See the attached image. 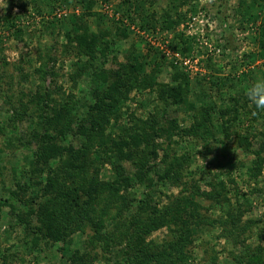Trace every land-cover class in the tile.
Segmentation results:
<instances>
[{"label": "rangeland", "instance_id": "rangeland-1", "mask_svg": "<svg viewBox=\"0 0 264 264\" xmlns=\"http://www.w3.org/2000/svg\"><path fill=\"white\" fill-rule=\"evenodd\" d=\"M94 1L91 10L99 14V21L96 17L86 15L82 0H0V123L9 117L15 121L19 115H23L20 102L35 94L41 96L39 90L43 91V87H50L52 90V96L56 100L53 108L70 100L69 106L74 108V112H78L79 116L84 115L88 104L94 102L92 92L98 83L93 75V66L118 67V62L126 61V53L132 46L147 55L146 61H154L157 56V60L162 62L161 72L157 75L159 82L170 81L169 63L182 68L192 81L190 97L196 101L198 108L205 103L207 106H216L219 110L229 105L233 96L239 97L242 93L246 95L257 80L264 79V51L258 42L260 26L264 21V0H187L179 8L180 20L177 25L161 28L157 23L154 30L141 28L138 18L131 21L122 16L128 9L126 4L120 7L121 0ZM170 1L147 2L146 9L156 11L160 18ZM175 15L174 13L173 16ZM79 18H84L92 30L105 28L112 35L118 32L117 24L128 28V35L118 41L106 63L100 64L98 60L90 59L85 54L76 57L67 50L65 33L73 28V22ZM180 36L186 37L188 42L180 44ZM178 44L180 45L177 47ZM44 60L48 62V68L53 69V74L41 75L38 72ZM6 99H10L11 103H6ZM156 99L154 92L131 91L120 105V117L111 120L108 130H113L116 134L123 126L129 125L133 113L135 118H146L156 112L157 106L162 112V105ZM252 106L248 101L247 109ZM258 111L257 119H253L252 113H242L239 121L230 127V148L221 149V144L212 140V146L217 147L207 151L203 141L189 136H176L179 143L170 144V149L168 147L171 154H183L184 150L191 154L190 162L186 163L188 167L183 171L184 182L198 181L200 191H210L212 187L209 183L212 181L224 180L229 184L231 190L228 195L231 196V202L234 204L240 201L242 208L247 210L242 221H255L252 231L247 232L249 237L246 244L251 247L264 245V167L256 180L251 179L248 168L256 155L235 149L232 140L236 132L258 136L264 131V110ZM166 112L170 118L177 117L180 127L189 126L194 119L191 111L169 107ZM28 114L34 119L38 118L37 110ZM29 119L25 114L16 121L17 125L13 121L9 123L7 134L12 137L0 134V264H71L70 259L76 249L82 252L94 248L86 243L87 236L93 233L90 229L87 233H74L56 243H46L40 237L41 241L35 244L34 234L27 235L30 226H41L36 215L29 218L31 225L27 224L28 206L23 203V199L30 196L31 190L21 191L15 184L17 172L32 157L31 152L35 147L31 133H26L30 125ZM220 134L218 140L223 137ZM72 137L71 134V141L70 137L66 141L77 145L76 139ZM29 140L31 142L28 145ZM158 141L166 147L165 137ZM259 141L261 140L258 138L254 140L255 143ZM163 153L164 150L160 149L156 160L158 165L150 173L156 182L152 196L159 207L183 190L182 184L157 177L158 173L164 172L165 164L160 161ZM118 162L122 163L126 174L135 181L136 167L133 162L129 159ZM96 176L99 180L108 181L114 179L117 173L111 162H107L101 166ZM230 178H234L236 183H230ZM192 187L188 190H192ZM36 189L35 192L41 193ZM16 190L18 197H13L11 191ZM129 191L134 196V206L118 218L121 222L126 220V214L137 210V200L144 196L145 187L137 184L130 187ZM197 198L202 204L201 211L212 217L221 214L220 208L207 209L211 204L210 200ZM19 215H23L25 220L21 221ZM113 227L114 221L106 219L104 230ZM206 228L187 246L192 252L188 263L212 264L216 256L218 264H234L230 251L237 253L243 248H235L227 238L220 237L221 226ZM172 229L165 225L153 230L147 235L146 241L154 240L157 244H162L171 240L176 234V229L174 228V232ZM38 234L41 235V232L38 231ZM126 244V241H122L120 246ZM92 254L95 259H91L90 264H107L111 253L105 254L98 247L93 249Z\"/></svg>", "mask_w": 264, "mask_h": 264}, {"label": "trees", "instance_id": "trees-1", "mask_svg": "<svg viewBox=\"0 0 264 264\" xmlns=\"http://www.w3.org/2000/svg\"><path fill=\"white\" fill-rule=\"evenodd\" d=\"M147 2L153 3L154 0H121L120 7L126 4L128 9L122 16L131 21L138 18L140 27L145 30H154L157 23L161 28H172L179 23V8L187 0H171L160 18L156 11L146 9ZM94 3V0H82L86 15L96 17L99 21V14L91 10ZM116 28L118 32L115 35L105 28L92 30L84 18H79L73 22V28L66 31L65 45L76 57L85 54L90 59L98 60L100 64L106 63L118 41L128 35V28L125 26L117 24ZM180 40V44L188 42L183 36H180ZM258 42L264 51V21L260 26ZM146 57L142 51L132 46L126 53V61L118 62V67L94 65L93 75L98 81L92 92L94 102L88 104V109L82 116L69 106L70 100L53 108L56 100L52 96V90L50 87H43V91L39 90L41 96L35 94L20 102L23 115H19L15 121L9 117L0 123V134L12 137L7 134L9 123L13 121L17 125L16 121L25 114L30 118L26 133H31L35 147L31 152L32 157L17 172L15 184L21 191L31 190L30 196L23 199V203L28 206L27 224L31 225L30 219L36 215L41 226H30L27 235L34 234L35 244L40 237L46 243H56L74 233H87L90 229L93 233L87 236L86 243L93 249L100 247L105 254L111 253L107 264H189L192 252L187 246L207 226L215 228L219 225L222 227L220 237L227 238L235 248H243L237 253L230 251L234 264H264V245L251 247L246 244L255 221H242L247 210L242 208L240 201L234 204L231 202V196L228 195L231 190L229 184L224 180L212 181L209 183L212 187L210 191H200L198 181L188 183L182 177L191 154L186 150L183 154H171L169 151L170 144L179 143L176 136L201 140L207 151L217 147L212 146V140L219 142L221 149L230 148V127L239 121L242 113H252L253 119H257L259 109L254 105L247 109L249 99L244 93L239 97L233 96L230 104L219 110L216 106H207L205 103L198 108L196 101L190 97L192 81L182 68L169 63L170 81L159 82L157 75L161 72L162 62L157 60V56L154 61H146ZM150 64L154 66L151 67ZM47 65L48 62L44 60L41 69H38L41 75L54 73ZM133 90L156 93V101L162 105V112L157 106L156 112L146 118H135L133 113L129 125L123 126L115 134L113 130H108L111 120L120 117V105ZM5 101L11 103L10 99ZM169 107L191 111L193 122L189 126L180 127L177 117L170 118L167 115ZM32 110H37V119L28 114ZM219 133L224 137L221 140L217 139ZM71 134L77 145L70 142ZM163 137L166 147L158 141ZM67 138L69 142L66 141ZM255 138L261 141L255 143ZM30 142L31 140L28 145ZM232 143L235 149L256 155L248 168L249 177L256 180L264 167V131L258 136L236 132ZM160 149L164 150L160 161L165 166L163 174L158 173L157 177L183 185V190L161 207L152 196L156 182L150 176L158 165L156 160ZM126 159L131 160L136 167L135 181L126 174L122 163L118 162ZM107 162H111L117 176L108 181L99 180L96 175ZM229 182L236 183L234 178H230ZM137 184L145 187L144 196L137 200V210L126 214V220L121 222L118 218L124 216L126 210L133 209L134 196L129 188ZM190 187L192 190H188ZM36 188L41 193L35 192ZM17 192L18 190L11 191L13 197H18ZM197 197L210 200L211 204L207 209L220 208L221 214L212 217L201 211L202 204ZM19 217L21 221L25 220L23 215ZM106 219L114 221V227L110 230H104ZM165 225L173 228L172 232L176 229L171 240L162 244H157L154 240L146 241L151 231ZM122 241L127 244L120 246ZM93 249L82 252L76 249L70 259L71 264L92 263L91 259H95ZM114 259L116 260L112 261ZM212 264H218L216 256Z\"/></svg>", "mask_w": 264, "mask_h": 264}, {"label": "clouds", "instance_id": "clouds-1", "mask_svg": "<svg viewBox=\"0 0 264 264\" xmlns=\"http://www.w3.org/2000/svg\"><path fill=\"white\" fill-rule=\"evenodd\" d=\"M246 95L256 109L264 110V79L257 80Z\"/></svg>", "mask_w": 264, "mask_h": 264}]
</instances>
